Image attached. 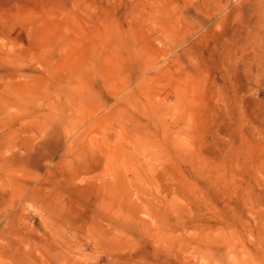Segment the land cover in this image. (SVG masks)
I'll return each instance as SVG.
<instances>
[{
	"label": "rangeland",
	"instance_id": "rangeland-1",
	"mask_svg": "<svg viewBox=\"0 0 264 264\" xmlns=\"http://www.w3.org/2000/svg\"><path fill=\"white\" fill-rule=\"evenodd\" d=\"M0 264H264V0H0Z\"/></svg>",
	"mask_w": 264,
	"mask_h": 264
}]
</instances>
